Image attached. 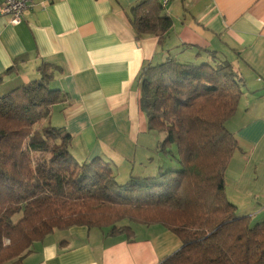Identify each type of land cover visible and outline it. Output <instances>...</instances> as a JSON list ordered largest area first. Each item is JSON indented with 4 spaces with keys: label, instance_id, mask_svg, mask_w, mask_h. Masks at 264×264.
I'll list each match as a JSON object with an SVG mask.
<instances>
[{
    "label": "trees",
    "instance_id": "trees-1",
    "mask_svg": "<svg viewBox=\"0 0 264 264\" xmlns=\"http://www.w3.org/2000/svg\"><path fill=\"white\" fill-rule=\"evenodd\" d=\"M131 16L138 39L158 34L163 43L173 25L160 0L140 1ZM206 53L199 63L168 56L141 69L148 128L165 134L161 152L176 163L154 176L120 182L102 157L74 156L72 135L50 122L52 108L68 101L51 86L52 64L0 97V264H23L56 230L87 226L132 237L133 224H160L180 237L181 248L161 264H264V220L241 214L226 192L239 146L226 123L246 80L232 62Z\"/></svg>",
    "mask_w": 264,
    "mask_h": 264
},
{
    "label": "crops",
    "instance_id": "crops-1",
    "mask_svg": "<svg viewBox=\"0 0 264 264\" xmlns=\"http://www.w3.org/2000/svg\"><path fill=\"white\" fill-rule=\"evenodd\" d=\"M140 1L35 0L14 25L0 0V97L39 78L42 63L52 64L58 70L51 86L65 90L68 101L52 108L50 122L72 135L74 156L102 157L124 182L154 176L176 163L152 156L141 69L168 56L199 63L214 51L246 80L226 123L239 144L226 172L227 196L241 214L264 220V0H173L162 8L173 20L163 43L158 34L137 38L131 9ZM133 229L132 237L87 226L56 230L23 264H161L182 246L163 225Z\"/></svg>",
    "mask_w": 264,
    "mask_h": 264
},
{
    "label": "built area",
    "instance_id": "built-area-1",
    "mask_svg": "<svg viewBox=\"0 0 264 264\" xmlns=\"http://www.w3.org/2000/svg\"><path fill=\"white\" fill-rule=\"evenodd\" d=\"M173 0H161V6L165 10L169 3ZM35 4V0H3L1 12L9 15L11 23L18 25L24 19L25 11Z\"/></svg>",
    "mask_w": 264,
    "mask_h": 264
},
{
    "label": "rangeland",
    "instance_id": "rangeland-1",
    "mask_svg": "<svg viewBox=\"0 0 264 264\" xmlns=\"http://www.w3.org/2000/svg\"><path fill=\"white\" fill-rule=\"evenodd\" d=\"M153 132H154L153 135L155 136V140H154V146L152 147L154 149L153 152H152V156H153V154H155V155L158 154V152L159 153H162V155H163L164 153L161 152V149H162V145H163V140H164L165 134L164 133L157 132V131H153ZM137 166H138V163H137ZM117 179L120 182L121 181L124 182L121 179H126V178L117 177Z\"/></svg>",
    "mask_w": 264,
    "mask_h": 264
}]
</instances>
